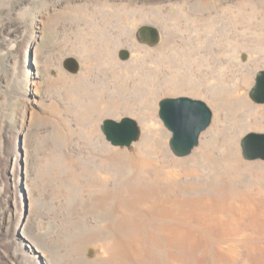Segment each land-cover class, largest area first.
<instances>
[{
	"label": "rangeland",
	"instance_id": "rangeland-1",
	"mask_svg": "<svg viewBox=\"0 0 264 264\" xmlns=\"http://www.w3.org/2000/svg\"><path fill=\"white\" fill-rule=\"evenodd\" d=\"M201 16L219 31L210 43L194 40ZM263 41L264 0H0V264H264V160L242 145L264 134V104L250 97ZM179 97L213 112L186 157L159 117ZM124 118L138 140L114 147L101 127ZM139 143L135 158L152 163L144 186L105 153ZM97 154L130 208L109 235L79 202Z\"/></svg>",
	"mask_w": 264,
	"mask_h": 264
},
{
	"label": "water",
	"instance_id": "water-1",
	"mask_svg": "<svg viewBox=\"0 0 264 264\" xmlns=\"http://www.w3.org/2000/svg\"><path fill=\"white\" fill-rule=\"evenodd\" d=\"M150 31L151 41L156 43L158 31L155 28H146ZM69 68L77 70V65L69 61ZM251 99L257 104H264V70L256 77V84L250 92ZM159 117L168 131L171 132L170 149L177 157H186L199 146L201 136L211 127L213 112L201 100L188 97L166 98L159 104ZM106 140L114 147H130L138 140L139 126L131 118L121 121L106 120L102 127ZM259 148L251 153V159L264 160V134H249L243 141V147L248 149L252 145Z\"/></svg>",
	"mask_w": 264,
	"mask_h": 264
},
{
	"label": "bare ground",
	"instance_id": "bare-ground-1",
	"mask_svg": "<svg viewBox=\"0 0 264 264\" xmlns=\"http://www.w3.org/2000/svg\"><path fill=\"white\" fill-rule=\"evenodd\" d=\"M178 7V6H177ZM204 8V7H203ZM112 10V9H111ZM120 10V9H118ZM131 10V9H130ZM236 10V9H235ZM129 11V10H128ZM127 11V12H128ZM134 11V10H133ZM115 12V10H114ZM126 11H124L125 13ZM227 12V11H226ZM123 13V12H122ZM117 14V13H116ZM129 14V12H128ZM155 15V14H154ZM241 15V14H240ZM256 15V14H255ZM122 16V15H121ZM184 16H188V15H184ZM190 16V15H189ZM232 16V15H231ZM134 17V16H133ZM137 17V16H136ZM141 17V16H140ZM172 17V16H171ZM242 17V15H241ZM138 18V17H137ZM213 18L212 17H208L205 18L204 16L201 17H197L195 19L196 24L199 26V28L202 25V28H200L204 34L201 35L202 31H200L201 33L198 34L197 38L194 39L196 40L198 43L200 42H208L210 43L211 41H209V39L213 38V33L219 32L218 29L216 27H214L213 24ZM233 19L237 22L239 21L240 18L239 16L235 15V17H233ZM134 20V19H133ZM136 20V19H135ZM139 20V19H138ZM143 20V19H142ZM216 20V19H215ZM231 20V18H230ZM120 22V21H119ZM121 22H125V19ZM216 22V21H215ZM221 22V21H220ZM235 22V23H236ZM107 23V22H106ZM168 23V22H167ZM230 23H233L232 20ZM132 24V22H131ZM134 24V23H133ZM188 24V23H187ZM193 24V23H192ZM129 26V25H128ZM127 26V27H128ZM131 26V25H130ZM185 26V25H184ZM195 26V25H194ZM190 27V26H189ZM239 27V26H238ZM133 27H130V29ZM173 28V27H172ZM258 28V27H257ZM123 29V28H122ZM175 29V28H174ZM198 29V31L200 30ZM249 30V29H247ZM256 31V30H255ZM261 32V31H260ZM128 33V32H127ZM164 33V32H163ZM183 33V32H182ZM246 33V32H245ZM120 34V33H119ZM122 34V33H121ZM131 34V33H130ZM217 34V33H216ZM123 35V34H122ZM259 35V34H258ZM120 36V35H119ZM101 37V36H100ZM103 37L106 39L105 35H103ZM123 37V36H122ZM124 37H126L124 35ZM249 38V36H246ZM245 37V38H246ZM261 37V36H260ZM232 37L226 36V34H222L221 35V40L222 41H227L230 42L231 44H233L234 42V46L237 44L238 40ZM238 38V37H237ZM168 39V38H167ZM132 40V39H131ZM171 40V39H170ZM215 40V39H213ZM247 40V39H246ZM120 42V41H119ZM249 42V41H248ZM264 42V41H263ZM109 43V41H108ZM107 43V44H108ZM197 43V44H198ZM221 43V42H220ZM240 43V42H239ZM246 43V42H244ZM111 44V43H110ZM130 44V43H129ZM163 44V43H162ZM184 44V43H183ZM206 44V43H205ZM203 44V45H205ZM229 44V43H228ZM257 44V43H256ZM202 45V44H201ZM202 45V46H203ZM208 45V44H207ZM205 45V46H207ZM211 45V44H210ZM109 46V44H108ZM107 46V47H108ZM192 46V45H191ZM197 46V45H196ZM209 46V45H208ZM241 46H245V45H241ZM112 47V45L110 46ZM190 47V46H189ZM194 47V46H193ZM192 47V48H193ZM199 47V46H198ZM211 47V46H210ZM197 49V47H194ZM209 48V47H207ZM243 48V47H242ZM112 49V48H111ZM141 49V48H139ZM194 49V50H196ZM199 49V48H198ZM256 49V48H255ZM105 50V49H104ZM153 50V49H152ZM161 50V49H160ZM188 50V49H187ZM157 51V50H156ZM193 51V50H192ZM198 51V50H197ZM105 51V55H106ZM112 52V51H111ZM188 52H190V50H188ZM234 52V50H233ZM232 52V53H233ZM170 53V52H169ZM194 53V52H193ZM199 53V52H198ZM109 54V53H108ZM182 54V53H181ZM189 54V53H188ZM196 54V53H195ZM200 54V53H199ZM209 54V53H208ZM234 54V53H233ZM150 55V54H149ZM148 55V56H149ZM172 55V54H171ZM198 55V54H197ZM196 55V56H197ZM114 56V55H113ZM151 56V55H150ZM161 56V55H160ZM229 56V55H228ZM135 57V56H134ZM140 57V56H138ZM156 57V56H155ZM178 57V55H177ZM182 57V56H181ZM193 57V56H192ZM109 58V57H108ZM107 59V58H106ZM147 59V56H146ZM186 59V58H185ZM193 59V58H191ZM114 60V59H113ZM136 60V59H135ZM148 60V59H147ZM188 60H190L188 58ZM187 60V61H188ZM116 61V60H115ZM138 61V60H137ZM161 61V60H160ZM169 61V59H168ZM189 62V61H188ZM193 62V60H192ZM110 63V61H109ZM108 63V64H109ZM116 63V62H113ZM112 63V64H113ZM185 63V62H184ZM198 63V62H197ZM137 64V63H136ZM161 64V63H160ZM117 65V64H116ZM156 65V64H155ZM187 65V64H186ZM105 66V65H104ZM103 67V66H102ZM112 67V66H111ZM192 67V66H191ZM198 67V66H197ZM208 67V66H207ZM178 69V68H177ZM190 69V67H189ZM145 70V69H144ZM176 70V68H175ZM185 70V69H184ZM116 74V73H115ZM174 75V74H173ZM132 76V75H131ZM144 76V75H143ZM146 76V75H145ZM179 77V75H178ZM144 78V77H143ZM113 84V83H112ZM178 87V86H177ZM128 88V87H127ZM114 93V92H113ZM100 94V93H99ZM115 94V93H114ZM119 94V93H118ZM132 94V93H131ZM149 94V93H148ZM125 95V94H124ZM153 95V94H152ZM155 96V95H154ZM120 103V102H119ZM118 103V104H119ZM148 103V102H147ZM110 104V102L108 103ZM108 104H105L108 106ZM115 105V106H118ZM102 105V104H101ZM114 105V104H113ZM103 106H104V101H103ZM114 106V107H115ZM106 107V106H105ZM108 109V107H106ZM119 109V108H118ZM105 110V109H104ZM112 110H116L113 109ZM132 110V109H131ZM142 110V109H141ZM98 111V110H96ZM99 112V111H98ZM105 112V111H103ZM96 113V112H95ZM102 114V113H101ZM90 115V114H89ZM88 115V117H89ZM93 115V113L91 114ZM110 115V114H109ZM95 116V115H94ZM91 117V116H90ZM97 117V116H96ZM137 117V116H136ZM147 117V116H144ZM149 117V116H148ZM92 118V117H91ZM143 120V117L141 118ZM148 121V118H147ZM144 122V121H143ZM92 124V123H91ZM146 124V123H145ZM93 126V125H92ZM148 126V125H147ZM94 127V126H93ZM96 128H93L92 132H94ZM97 131V129H96ZM90 132V133H92ZM147 132V131H146ZM91 143V142H90ZM91 146V145H90ZM144 148L145 145L143 143H139L132 152L123 155L120 152H116L114 150H108L105 153L108 154V156L106 157L108 160L110 161H114L115 163L118 164V166H120L122 163L125 165L127 164L128 167L132 170L131 175L134 178V183L136 182L137 186H144L147 183L149 184L152 180V174L150 172V168L152 166V163L150 162L149 158H147V156H145L142 159L137 160L135 157L137 156L139 158V154L144 153ZM147 148V147H146ZM199 152V151H198ZM204 152V151H203ZM98 153V152H97ZM100 154V153H99ZM99 154L93 156V168L91 170V181L92 183H90L89 187L86 189L87 193L89 195L88 199L84 200V199H78L79 202L81 203L84 212L87 216H93L94 219H96L97 223L99 224H103V228L104 230H107V234L109 235L108 232L113 233L114 231H116L117 229H122L123 228V221L127 220L125 218H127V216H131L130 214V208L126 207L125 205H120V202H118V198L120 196V193L118 191V187L116 186L117 184V175L108 169V167L106 166V162L102 159L101 155L99 156ZM195 157L192 158V160H194ZM112 165V164H111ZM84 173V172H83ZM85 180V178H83ZM76 180V179H75ZM133 183V182H132ZM83 192V191H82ZM85 193V191H84ZM129 193V192H128ZM130 194V193H129ZM129 206V205H128ZM130 207V206H129ZM133 211V210H132ZM132 218V217H131ZM133 221V220H132ZM102 230V229H101ZM119 232V231H118ZM36 242V241H35ZM37 243V242H36ZM39 245V243H37ZM81 253V252H80ZM76 261V260H75Z\"/></svg>",
	"mask_w": 264,
	"mask_h": 264
}]
</instances>
